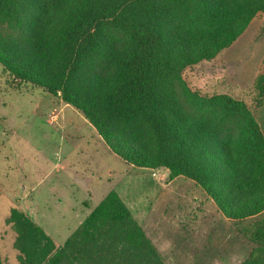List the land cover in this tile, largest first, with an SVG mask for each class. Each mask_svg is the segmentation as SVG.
Returning <instances> with one entry per match:
<instances>
[{
  "label": "trees",
  "instance_id": "obj_1",
  "mask_svg": "<svg viewBox=\"0 0 264 264\" xmlns=\"http://www.w3.org/2000/svg\"><path fill=\"white\" fill-rule=\"evenodd\" d=\"M260 11L264 0H0V64L79 110L133 166L190 179L252 243L237 264H264V133L242 99L182 77ZM254 87L263 104L264 72ZM6 223L18 264H169L113 188L61 244L16 205Z\"/></svg>",
  "mask_w": 264,
  "mask_h": 264
},
{
  "label": "rangeland",
  "instance_id": "obj_2",
  "mask_svg": "<svg viewBox=\"0 0 264 264\" xmlns=\"http://www.w3.org/2000/svg\"><path fill=\"white\" fill-rule=\"evenodd\" d=\"M262 72L264 11L212 59L185 67L182 77L201 96L226 93L242 99L263 128L264 103L257 105L254 99V80ZM167 173L165 167H135L125 161L79 110L42 87L16 85L0 64V258L6 264H18L14 232L6 223L7 204H33L26 209L51 236L49 228L63 224L61 236H52L61 244L83 216L82 210L112 188L169 264L242 260L252 243L190 179L170 180ZM72 191L78 208L67 207L73 202ZM82 193L85 198L80 202ZM59 212H64L63 223Z\"/></svg>",
  "mask_w": 264,
  "mask_h": 264
},
{
  "label": "crops",
  "instance_id": "obj_3",
  "mask_svg": "<svg viewBox=\"0 0 264 264\" xmlns=\"http://www.w3.org/2000/svg\"><path fill=\"white\" fill-rule=\"evenodd\" d=\"M253 115H254V113H253ZM254 116H256V115H254ZM256 119H257V117H255ZM258 121V123H259V125H260V127H261V129H262V131H263V133H264V127L262 128V125H261V123L259 122V120H257ZM177 178V177H176ZM97 180H98V178H96ZM175 179V178H174ZM97 180H95V179H93V182L95 183V185H97V188L99 189L101 186H98V183H97ZM80 188H81V191L84 193V194H86L87 193V189H84L83 188V186L81 185L80 186ZM83 188V189H82ZM101 189V188H100ZM110 190V189H109ZM108 192V190L106 191V192H104V193H102V194H100V195H98L99 197H98V199H97V201H96V203L106 194ZM74 193V194H73ZM77 193H79V191L77 192ZM83 193L81 194V196L83 195ZM71 195L72 196H70V200L71 201H73V202H71V203H68L67 204V207L68 208H73V207H75V208H78V206H79V202H76V198H75V196L77 197V195H75V192H71ZM84 195H83V197H81V199H80V202L82 201V200H84ZM207 198V197H206ZM208 200H210L209 198H207ZM211 201V200H210ZM70 202V201H69ZM84 203H85V201H84ZM96 204H93V205H91V206H88V208L86 209V211H83L82 209V212H83V216L81 217V219L78 221V223L77 224H75L73 227H75V226H77L78 224H79V222L84 218V216L91 210V208L93 207V206H95ZM10 206H13L12 204H7V206L6 207H8L7 209L9 210V207ZM17 206H19L21 209H23L25 212H27L28 214H30L31 212H33V211H31V210H27L26 208H32V206H33V204H31V203H26L25 204V206H23L22 204H19V205H17ZM8 210H7V215H8ZM72 211V210H71ZM70 212V211H69ZM44 213V212H43ZM45 214V213H44ZM46 215V214H45ZM63 220H62V222L61 223H63L64 222V212H59V214H58ZM7 217V216H6ZM224 218H226V217H224ZM34 219V218H33ZM42 222H47V219H46V216H43L42 217V219H40ZM42 226V225H41ZM63 226V224L62 225H58V226H55V227H53V228H49L50 229V232L52 233V236L54 237V236H58V237H60L61 236V234L58 232V230H60V228ZM43 228H44V226H42ZM74 229V228H73ZM146 231V230H145ZM147 233V232H146ZM148 235V234H147ZM67 237V236H66ZM65 237V238H66ZM152 239V238H151ZM64 241V240H63ZM153 241V240H152ZM154 242V241H153ZM155 245H156V243H155ZM157 246V245H156ZM158 248V247H157ZM160 251V250H159ZM161 252V251H160Z\"/></svg>",
  "mask_w": 264,
  "mask_h": 264
}]
</instances>
